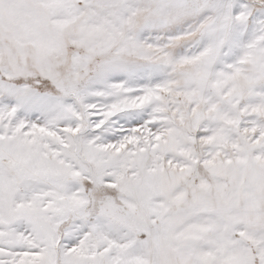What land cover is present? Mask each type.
Wrapping results in <instances>:
<instances>
[{"label":"rangeland","instance_id":"1","mask_svg":"<svg viewBox=\"0 0 264 264\" xmlns=\"http://www.w3.org/2000/svg\"><path fill=\"white\" fill-rule=\"evenodd\" d=\"M0 264H264V0H0Z\"/></svg>","mask_w":264,"mask_h":264},{"label":"bare ground","instance_id":"2","mask_svg":"<svg viewBox=\"0 0 264 264\" xmlns=\"http://www.w3.org/2000/svg\"><path fill=\"white\" fill-rule=\"evenodd\" d=\"M107 33H109V32H107ZM109 36V35H108Z\"/></svg>","mask_w":264,"mask_h":264}]
</instances>
